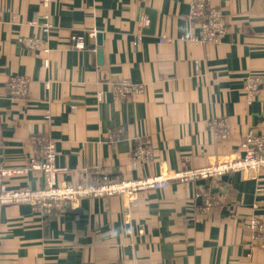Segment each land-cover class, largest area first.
Instances as JSON below:
<instances>
[{
	"label": "crops",
	"instance_id": "crops-1",
	"mask_svg": "<svg viewBox=\"0 0 264 264\" xmlns=\"http://www.w3.org/2000/svg\"><path fill=\"white\" fill-rule=\"evenodd\" d=\"M192 1L50 0L45 7L43 0H0L1 164L40 161L39 139L47 135L57 144V165L69 169L62 182L173 176L226 162L242 153L249 134L264 135V0H213L231 26L217 43L200 41ZM147 8L157 12L155 33L138 41ZM91 31L103 34V64L91 48L96 40L73 49V33ZM22 35L42 39L48 51L27 50ZM164 36L173 41L161 42ZM14 76L30 79L28 96L11 92ZM249 76L261 79L252 103ZM121 79L143 89L118 97L113 85ZM215 121L229 125L228 137ZM5 182L36 188L44 173ZM263 185L250 171L171 181L79 200L49 217L29 203L7 204L0 264H264L251 226L254 218L264 225Z\"/></svg>",
	"mask_w": 264,
	"mask_h": 264
},
{
	"label": "built area",
	"instance_id": "built-area-1",
	"mask_svg": "<svg viewBox=\"0 0 264 264\" xmlns=\"http://www.w3.org/2000/svg\"><path fill=\"white\" fill-rule=\"evenodd\" d=\"M145 3L150 0H143ZM50 0H43L45 7H48ZM190 18L201 25V42L217 43L228 36L231 26L229 20L224 15L221 8L217 7L213 0H193ZM150 20L147 12L143 14L140 28L137 33L138 41L142 39L144 30L149 26ZM53 23L48 13L44 15V31L51 30ZM97 32L91 31L88 37L84 34L73 33L72 43L74 50H82L87 47V38L96 40ZM19 41L27 50L44 49L48 51L43 44L42 39L37 37L22 35ZM161 42H171L173 38L164 36ZM48 59H46V63ZM261 79L257 76H249L246 83L247 100L252 103L255 96L260 92ZM49 84H47L48 86ZM31 81L25 76H14L10 80V90L17 97L28 96L30 93ZM143 89L142 84L132 83L128 79H121L113 85V91L116 96L126 98L135 92ZM221 130L223 137H228L229 125L223 121H215ZM41 160L34 161L28 166L8 168L0 162V232L1 216L3 208L7 204L25 202L33 206L34 210L43 217H49L58 210L66 208L79 200L88 198H111L122 194H138L151 189L165 188L172 179L189 180L193 178L202 179H221L231 174L250 171L258 175L261 181H264L262 172L264 170V135L249 134L243 142L242 153L234 158L220 163L213 164L196 169H186L176 172L173 176L155 175L143 176L139 178H113V177H92L88 175L87 179L75 182L60 181L59 175L67 174V167L58 166L57 144L52 138L45 135L40 139ZM147 151L141 149V156ZM148 154V153H147ZM30 170H41L44 173V184L33 188L25 186L22 188L9 187L5 178L17 173H26ZM264 190V185L261 186ZM207 204L212 201L206 198ZM251 226L259 231L261 244L264 246V225L258 219H253Z\"/></svg>",
	"mask_w": 264,
	"mask_h": 264
},
{
	"label": "water",
	"instance_id": "water-1",
	"mask_svg": "<svg viewBox=\"0 0 264 264\" xmlns=\"http://www.w3.org/2000/svg\"><path fill=\"white\" fill-rule=\"evenodd\" d=\"M146 12L149 15L150 24L147 28H145L144 33L153 35L155 33V27L157 22V12L152 8H147ZM102 46H103V34L99 32L97 33L96 36V44L91 47L92 49H96V60L98 64L104 63V52Z\"/></svg>",
	"mask_w": 264,
	"mask_h": 264
},
{
	"label": "rangeland",
	"instance_id": "rangeland-1",
	"mask_svg": "<svg viewBox=\"0 0 264 264\" xmlns=\"http://www.w3.org/2000/svg\"><path fill=\"white\" fill-rule=\"evenodd\" d=\"M209 179H202V178H193V179H189V180H181V179H172L171 181H178V182H182V183H203L204 181H208ZM170 181V182H171Z\"/></svg>",
	"mask_w": 264,
	"mask_h": 264
}]
</instances>
